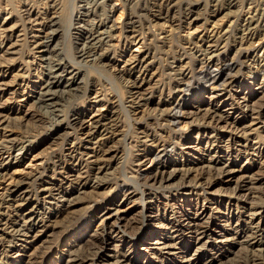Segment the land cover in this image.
<instances>
[{
  "label": "rangeland",
  "instance_id": "374dc122",
  "mask_svg": "<svg viewBox=\"0 0 264 264\" xmlns=\"http://www.w3.org/2000/svg\"><path fill=\"white\" fill-rule=\"evenodd\" d=\"M206 1L202 0L199 20L192 27H198L195 34L197 38L203 34L200 31L204 30L206 24L214 22L227 12L232 15L236 10L242 11L244 8V0H238L236 9H223V12L213 16L210 0ZM10 2L16 16L17 13L20 16L26 7L41 14L43 21L52 14L59 13L60 0ZM110 4L116 5L115 8L112 9ZM65 5L69 14L68 23L63 25V32L56 37L57 40H54L52 46L55 45L60 59L74 61L80 71L71 85L75 90L68 93L66 89L61 92L60 89H53L55 92L52 104L47 102L45 105H36L30 102L20 110V121L12 120L3 125L16 138H23L26 145L36 147L22 166L13 169L27 171L25 167L33 156H37L35 164L42 165V168L31 171V176H34H29L32 179L27 174V177H23L27 182L23 189L27 193L22 200L12 204L0 196V264H68L72 253L76 256L80 254L79 257L83 260L81 264H264V211L259 210L264 207V93L253 94L260 85L264 87V56L261 55L264 49V33L259 36L260 40L251 43H240L236 33L217 41V52L212 55L230 62L231 74L238 75L242 83L223 87L228 82L225 80L213 92L209 86L197 81L190 93L183 97L177 90L179 76L176 71L183 69L186 73L194 74L204 60V49L207 45L197 43L201 42L200 38L193 39L192 36L185 35L190 26L184 7L177 6L174 15H167L165 0H65ZM3 18L4 15L0 13V22ZM129 18L135 26L136 35H141L142 54L151 62L146 81L138 95V98H143L142 101L133 94L136 92L134 87L141 83V80H136L137 73L130 76L125 71H120L122 63L105 66L103 61L109 53L121 54L122 50L114 47L112 42L116 35L125 36ZM76 19H80L77 26L73 23ZM101 30L107 31L111 39L102 41L100 46H92L91 37ZM35 55L32 47H29L21 60L26 75L30 76L25 83L27 93L36 91L43 76ZM217 93L221 96L213 98ZM240 97H246L249 105L258 110L256 120L244 119V114L248 113L246 107L234 103L242 100ZM223 100H226L225 105L217 107ZM176 102L183 103L182 112L184 111L183 117L177 123L170 121L168 117L169 109ZM140 104L144 105L136 108ZM95 105L110 109L108 117L114 124L112 138L99 151L93 145L84 147L85 144L81 142L82 132L77 125L59 130V135L63 134L53 142L46 143L51 133L60 127L65 128L71 115L76 112L84 111V120H88L95 111L96 107L92 108ZM198 106L200 111L196 109ZM215 108L219 111L226 110L229 116L226 121L208 124L205 112ZM252 121L255 124L248 135L250 147L243 148V140L238 143L231 139L236 128L248 126ZM217 142H223L222 144L231 148L229 151L217 153L213 146ZM164 143L170 149L165 158L154 164L147 163V153ZM184 145L185 148L193 149H185ZM73 148L79 149L81 155L71 158L68 153ZM90 148L97 149L96 155L104 161L96 165L101 167L99 172L97 167L91 168L84 163L86 157L81 152H90ZM210 159L213 160L209 163ZM227 161L239 171L233 178L226 173H220L222 163ZM176 165L193 168L189 178L184 180L183 187L180 181L183 178H179L180 175L163 186L152 184L151 188L143 186L146 183L151 184L149 179H138V171L148 174L147 176H153L158 171H165L169 175L178 168ZM72 172L80 174L81 180L76 183L78 185L68 182V176ZM241 175L252 178L251 184L246 182L252 188L251 194L243 193V196L235 190ZM196 178H200L202 182L210 179L214 182L207 191L186 187L189 180ZM123 187L127 188L126 192ZM46 188L59 191H42ZM127 194L129 195L126 198ZM74 197L81 198L80 202L66 208V201ZM149 201L154 204L151 210H147ZM249 204L254 205L255 211H245L242 215L243 207H248ZM117 208H128L127 217L123 222L122 232L113 237L109 247H105L101 244L99 235H91L114 229V216L103 227L99 225V218L107 212L114 213ZM194 209L205 210L206 222L218 225L212 228L215 232L229 219L233 231L226 239L237 233L236 241L239 244L221 245L214 261L210 263V253L216 252L213 249L216 237L208 240L206 245L205 238L200 244L187 248L184 253L173 250L170 255L164 250H157L160 245H151L157 242V238L152 236L158 232L159 243L173 244L176 248L186 245L188 236L186 238L184 233L179 235L170 231L174 230L171 229L173 226L182 225L186 215L190 214L189 217L194 218ZM248 212L255 214L253 226L259 225L258 231L255 227L243 229L239 235L240 226L244 227L242 221L247 222ZM40 230L42 232L37 233L38 236L32 242L26 244L20 241L23 233L30 234ZM254 232L257 244H251L254 241L250 240ZM171 236H175L174 240H166V237ZM139 240L145 244L136 243ZM85 241L87 243H83ZM21 246L24 248L16 255L13 248ZM146 248L153 251H146ZM92 254L94 257L100 256L95 263L91 260Z\"/></svg>",
  "mask_w": 264,
  "mask_h": 264
},
{
  "label": "bare ground",
  "instance_id": "6f19581e",
  "mask_svg": "<svg viewBox=\"0 0 264 264\" xmlns=\"http://www.w3.org/2000/svg\"><path fill=\"white\" fill-rule=\"evenodd\" d=\"M165 1L167 3V10H166L167 15L168 14L174 15L177 6L184 7L185 12H186V20L189 19L188 26H190V28H188L185 35L192 36L193 39L200 38L199 41L201 42H197V43H201L202 45H205L207 43L206 49H204V54H205L204 60L203 61L200 60L201 63L198 66V70L194 74L189 73V72L186 73V70H183V69H180V71H176V73H178V76H179V81H178L179 83H177L178 92L182 93V96L185 97L186 94L190 93L193 87V84L196 83L197 81H201L203 85L209 86L210 90H213V92L217 91L221 83H223V81L225 80H227L228 82L227 84L223 85V87H232L234 85H238L242 83L238 75L231 74L232 65H230V62L228 63L225 58H220L219 56L212 55V53L217 52L216 50H217L218 43H219L217 41L222 38L223 39L228 38L231 33H234V34L236 33V35L238 36V39L240 40V43H242L243 41L245 42L248 41L251 43L252 41H257V39L260 40L259 36L262 33H264V8L262 7L264 6L263 5L264 0H244L243 1L244 8L242 11L236 10V12L234 11L235 13L232 15L231 13H228L226 11L228 14L225 13L219 19L217 18V20H214V22H211L210 24H206V27H204V30L200 31L203 34L201 36H198V38L195 35L198 27L195 29H193L192 27H193V23L199 20L198 19L199 12L201 11V8L203 7L202 0H165ZM237 1L238 0H210L211 9H212L211 14L215 16L216 14H220L219 12H223V9L228 10L231 8H235L238 3ZM58 5H59V8H58L59 13H54L51 15V17L47 18L46 21H43V19L40 16L41 14H39L35 10L28 8V7L22 10V14L20 16L18 13L16 16L14 15L13 10L15 9H13L14 7L11 4L10 0H0V13L4 15V18L0 22V196L3 197L7 203L13 204V203H16L18 200H22L24 198L23 195L27 193V191L24 190L23 188L27 184V182L25 181L26 179L23 180V177H27L26 174L28 176L29 175L31 176V171H36L38 168H42V165L35 164L37 160V156H33V158L29 161V164L27 165V167H25L27 171L23 172L24 170L22 169L21 171L13 169L15 167L22 166L24 162L28 160V158L34 152L36 147H33V146L29 147L28 145H26V141H24L23 138H16L11 133V131H8L6 127L5 128L3 127V125L7 123L9 124V122L12 120L20 121V116H19L20 110L24 108V106L29 104L30 102L36 105H40V104L45 105L47 102L51 103L52 97H54L53 95L55 92L54 90L60 89V92H61V90L66 89L68 93L73 92V90L75 89L71 88V85L75 82L80 72L74 65L73 63L74 61L72 62V60L68 61L67 59V61H65V60L60 59L59 58L60 55L59 54H58L59 56L57 55V52H56L57 49L54 47L55 45L52 46L56 37L60 35L61 32H63L62 27L63 25H66V22L68 21V15H69L68 12L66 11L67 6L65 5V0H60ZM115 6L116 5H113V4L111 6L110 4V7L112 9L115 8ZM73 23L74 25L77 26L80 23V19L74 20ZM126 25L127 26L125 27L126 29L125 36L121 37L119 35L118 36L116 35L113 39L114 42H112L114 44V47H117L118 49L122 50L121 54L120 55L118 54L119 55L118 56L115 53H109L103 58V61L105 63V66L112 65L113 63L117 64L118 62L120 64L122 63V67L120 68V71L122 72L125 71L130 76L137 73L136 80L138 79L139 81L141 80V83L138 86L134 85L135 86L134 90L136 92H133V94L137 95V97L135 98L142 101L143 98L142 99L141 97L138 98V95L140 94L139 93L140 89L144 85L143 83H145L146 81L145 78L148 75V72H149L148 68H150L149 66L151 62L150 61L148 62V58L142 54L141 49L143 47H142L141 42L143 41H142L141 35H138V34L136 35L135 26H133V22L130 18L128 19V22ZM106 32L107 31L101 30L97 32L96 34L94 33L95 35L91 37L92 46L99 45L100 43H102V41L106 39L107 40L111 39V37L109 38V35ZM186 43H189V42H186ZM29 47L30 48L32 47L34 54L37 55L35 56L37 57V60L39 61V64L42 69V74H43L42 80L40 81L41 83H39V86L36 87V91L35 92L33 91L31 93H27L25 90L26 80L30 76L26 75V72L23 68L24 66L21 62V60L23 59ZM53 48L55 49L53 50ZM262 50L263 52L261 53V55L264 56V49ZM263 61H264V58H263ZM263 69H264V63H263ZM263 88L264 87L260 85V87H257L256 91H254L253 94L255 95L263 94L264 93ZM223 90L225 91L226 89L224 88ZM220 96L221 95L217 93L216 95L213 96V98H219ZM240 99L242 100H238V102L237 101L236 102L233 101V102L236 103L238 106L243 105L244 107H246L248 113L246 114L243 113L244 119L250 118L253 121L256 120L257 119L256 117L259 114H258V110L255 109V106L253 105L250 106L248 99L246 97H242V98L240 97ZM225 103H226V100H223L222 102H220V104L217 105V107H219L221 104L225 105ZM142 105L144 104L137 105L136 108H140ZM182 105H183L182 102H176L172 104L168 112V117L170 118V121L176 122V123L180 121L179 118H182L184 115V111L182 112ZM97 107H98L97 105L92 107V108H95V111L90 116V118H88V120H84L85 112L81 110L71 115L69 123L66 125V127L65 128L60 127L57 130H55L53 133H51L50 137L46 140V143L53 142L54 140H56L58 136L60 137V135L63 133H60L59 135V130L61 131L62 129H66L69 126L73 127L77 125L79 128V131L82 132L83 138L81 139V142L85 144L84 147H86L87 145H93V146H96L99 151V148L104 146L105 143L112 138L113 132H114L113 130L114 124H113V120L110 119V117H108L109 116L108 114H110L109 113L110 109L106 107L105 108L104 107L97 108ZM229 107H230V110L233 109L231 103ZM196 109L199 110V106L196 107ZM207 110L205 112L206 113L205 115L208 117V120H209L208 124L210 123L218 124L220 122L226 121V119L229 116L226 110L219 111L216 108L212 110H208V111ZM253 121L248 126H242L241 128H236L234 130L236 132H234L235 134L233 133L234 136L232 137L231 140L232 141L236 140L238 143H240L241 140H243V142L245 143L243 148L250 147L249 146L250 140L248 139V135H250L249 132L252 128V125L255 124ZM237 138H240V139H237ZM214 143L216 144V142ZM222 143L223 142H219V143L217 142V145H213L215 146L217 153L218 152L223 153V151L226 152L227 150L229 151V149L231 148L229 147V145L222 144ZM255 144L256 143H252V145H255ZM185 145H184V148H185ZM73 149L74 150L69 152L70 154L68 153V155L71 158H74L77 155H81L80 152H78L80 151L79 149H75V148ZM168 149H169L168 144L164 143V144L159 145L157 149H153L152 151L150 150L147 153L146 162L149 164H154L155 162L163 160L165 156L167 155V152L170 150ZM185 149L192 150L193 148L191 149L189 147H186ZM84 150H87V148H84ZM88 150H90V152H86V153L83 151L81 152L82 156L86 157V159L84 160V163L86 165H89L91 168L92 167L96 168L97 167L96 165H99L100 162H104L101 159H99L98 156L96 155L97 151L95 150L97 149L90 148ZM4 155L6 157H4ZM212 160L213 159H210L209 163L212 162ZM175 167H178V168H175L173 172L169 173V175L167 174L168 176L166 175L165 171H158L155 175L153 176L150 175L151 177L147 176L148 174L146 175V173L144 172L141 173L138 171V179L139 180L149 179L151 184L148 185L147 183L146 184L144 183L145 185L143 186H146V187L147 186L150 187L152 186V184H158L159 186H163L164 183H168L169 181H171L173 177L180 175L181 177L179 178H183L180 180L181 187H183L185 186L184 180H187V178H189L188 176L193 171V168H184L181 165L180 167L178 165H176ZM233 167L235 166H232L230 162L228 161L224 162L222 163V168H220V173L222 172L226 173L230 175V177L233 178L235 174L239 173V171ZM12 169L14 171H11ZM96 170L99 172L101 170V167L100 168L97 167ZM29 177L27 179H29ZM31 177L30 179H32ZM238 178H240V180L238 183H236L235 190L238 193H242V194L246 193V195L251 194L250 191L252 190V188L248 187L246 182L247 183L249 182V184H251L252 178L245 177V176L242 177V175L241 177H238ZM80 180H81L80 174H73L72 172L68 176V182H74L76 184ZM213 182L214 180L211 181V179L206 180L205 182H202L200 178H196V179L189 180L188 182L189 185L186 187L200 188L201 190L207 191L209 190L208 188ZM123 189H125V192H126L127 188L123 187ZM42 191H59V190L53 189V188H46V189H43ZM84 193L85 192H83V194ZM66 194L67 193H64V195ZM128 195L129 194H127L126 198L128 197ZM243 196L245 195L243 194ZM80 200L81 198L79 197H74V199L67 200L65 207L69 209L71 206L79 203ZM153 206H154L153 201H149L147 203V210H151L150 208H153ZM254 209H256L254 205L249 204L248 207L247 206L243 207V211L241 212V214L244 215L245 211H255ZM259 210L264 211V207H260ZM127 212H128V208L126 209L117 208L112 214L109 212H107L106 214H103L101 219L99 218L100 220L99 225L103 227L105 223L111 220L112 216H114L116 218L115 221L113 222L114 229L110 230L107 233L95 232L91 236H94L95 234L99 235L102 240L101 244H103V246L105 245V247H109L111 245V242L114 240L113 237L117 236L118 234L122 232L121 229H123L122 226L124 225L123 222L125 221V218L127 217ZM194 212H195L194 218L191 219L189 217L190 214H188V216L186 215V218H183L184 219L183 223L181 222L182 225L173 226L171 229H174V230L170 231V233H178L179 235H181V233H184L186 235V238L188 236V242L185 243L186 245L176 248L175 245L173 244L165 245V243H159V239H160L158 237L159 232L157 234L155 231L154 233L157 235H154L152 237H156L157 242H154L151 245H160V248L157 250H164L167 252L166 254L170 255L173 250H177L179 252L184 253L187 248L200 244L202 240L205 238L207 239V242H204L205 243L204 245H206L208 244V240H211L212 238L216 237L215 238L216 241H213L215 244L213 245V249L216 250V252L210 253V256H209V263H210L214 261L215 257L220 251V250L217 251V249H220L221 245L223 244L231 245V244L237 243L236 241L238 237V236L236 237L237 233H235V236H233L232 238L230 237L231 239L230 238L226 239V236L231 231H233L232 230L233 227H231L229 219L226 221L227 223H225L224 226H220L221 228H217L218 232H215L212 228L218 225H215L214 222H206L204 209L195 210ZM234 215H232V217ZM254 217H255L254 213L249 214L248 212V215L246 216L247 222L245 220L242 221V225H244V227L240 226L239 228L240 234L238 233L239 235L242 234L243 229L248 230V229H252L255 227L257 229L256 231H258L259 225L253 226V222L255 220ZM207 219H209V216L207 217ZM204 224H206L205 227L203 226ZM102 230L103 229H101V231ZM41 232L42 230L36 231L35 233L31 232L30 234L23 233L21 235L22 240L20 239L19 240L22 243L28 244L32 242ZM112 234L113 236H111ZM255 235H256V232H254L253 236L250 238V240L254 241L251 244L258 243ZM148 237L150 238L151 235H148ZM174 238L175 236L166 237V240L172 241L174 240ZM148 240L149 239H147V241ZM86 241L83 243H87L89 239L87 242ZM136 243L145 244L140 240L137 241ZM94 244L96 245V243ZM94 244H92V246ZM22 248H24V246L13 248V251L16 255H18V253L20 252V249L22 250ZM146 249H147L146 251H153V249H148V248ZM197 249L199 250L200 248H197ZM107 250H110V249L107 248ZM92 255L93 257L91 260H93V262L97 261V259H99L100 257V256L94 257V254ZM79 256L80 254L76 256V255H73L72 253L68 264H81L83 260Z\"/></svg>",
  "mask_w": 264,
  "mask_h": 264
}]
</instances>
